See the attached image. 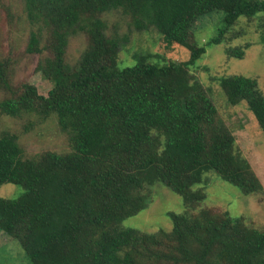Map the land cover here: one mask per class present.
I'll use <instances>...</instances> for the list:
<instances>
[{
  "label": "trees",
  "instance_id": "16d2710c",
  "mask_svg": "<svg viewBox=\"0 0 264 264\" xmlns=\"http://www.w3.org/2000/svg\"><path fill=\"white\" fill-rule=\"evenodd\" d=\"M28 13L52 30L53 58L38 66L58 79L47 96L22 86L0 103L3 113L39 108L69 134L72 152L23 160L12 136L0 138V186L18 185L17 199L0 198V231L21 245L31 264H264V230L228 213L169 214L170 233L119 229L151 201L146 187L160 183L186 205L203 199L192 187L214 171L243 193L262 191L216 108L190 74L205 51L183 41L189 21L222 11L224 25L206 46L218 44L239 17L264 13V0H25ZM122 9L136 29L154 27L187 47L189 60L164 66L113 68L118 43L104 37L97 14ZM85 32L90 49L78 63L64 60L70 35ZM37 39L31 36L29 49ZM241 58L242 49L230 48ZM113 63V61H112ZM114 64V63H113ZM230 105L247 103L264 134V95L255 78H219ZM0 86L9 90L4 63Z\"/></svg>",
  "mask_w": 264,
  "mask_h": 264
},
{
  "label": "rangeland",
  "instance_id": "374dc122",
  "mask_svg": "<svg viewBox=\"0 0 264 264\" xmlns=\"http://www.w3.org/2000/svg\"><path fill=\"white\" fill-rule=\"evenodd\" d=\"M222 11H211L189 21L183 41L193 47L205 46V51L192 67L190 74L198 81L204 93L216 108V119L224 124L234 138V152L239 153L251 167L262 185V191L243 193L235 185L221 179L214 171L204 173L202 181L192 187L203 199L186 205L180 196L160 183L146 187L151 201L148 207L125 219L119 229L132 228L139 233H170L169 214L188 213L191 216L202 210L228 213L240 218L245 225L264 230V134L245 101L230 105L220 87L219 78L244 75L255 78L264 95V13L252 17H239L224 31L218 44L206 46L223 27ZM104 24V37L118 43L111 67L123 68L137 63L157 65L183 63L190 52L179 43L167 41L154 27L138 30L128 13L122 9L97 14ZM38 43L29 49L30 38ZM52 30L41 17L28 13L25 0H0V62L4 63L9 90L0 86V103L22 95V86L36 88L39 95L47 96L58 79L47 78L38 66L53 58ZM91 47L87 33L78 32L67 39L64 60L74 66ZM242 49L241 58L232 56L230 48ZM12 136L23 160L34 159L45 153L65 155L72 152L69 134L58 126L54 114L44 115L39 108L20 110L16 115L0 109V138ZM24 193L18 185L0 186L1 199H17ZM0 264H31L18 241L0 231Z\"/></svg>",
  "mask_w": 264,
  "mask_h": 264
}]
</instances>
